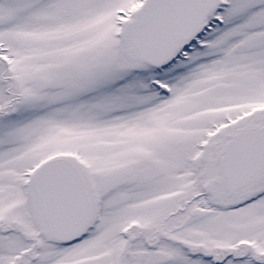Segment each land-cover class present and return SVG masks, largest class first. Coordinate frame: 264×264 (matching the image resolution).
I'll return each instance as SVG.
<instances>
[{
	"label": "snow or ice",
	"instance_id": "obj_1",
	"mask_svg": "<svg viewBox=\"0 0 264 264\" xmlns=\"http://www.w3.org/2000/svg\"><path fill=\"white\" fill-rule=\"evenodd\" d=\"M0 264H264V0H0Z\"/></svg>",
	"mask_w": 264,
	"mask_h": 264
}]
</instances>
